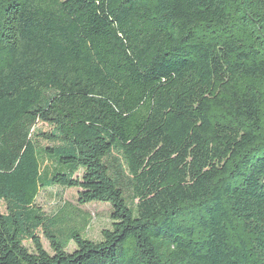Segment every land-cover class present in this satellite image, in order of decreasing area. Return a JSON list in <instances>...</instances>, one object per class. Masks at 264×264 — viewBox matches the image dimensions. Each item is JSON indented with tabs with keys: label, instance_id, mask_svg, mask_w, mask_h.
I'll use <instances>...</instances> for the list:
<instances>
[{
	"label": "trees",
	"instance_id": "16d2710c",
	"mask_svg": "<svg viewBox=\"0 0 264 264\" xmlns=\"http://www.w3.org/2000/svg\"><path fill=\"white\" fill-rule=\"evenodd\" d=\"M0 202V264H264V0H0Z\"/></svg>",
	"mask_w": 264,
	"mask_h": 264
},
{
	"label": "rangeland",
	"instance_id": "374dc122",
	"mask_svg": "<svg viewBox=\"0 0 264 264\" xmlns=\"http://www.w3.org/2000/svg\"><path fill=\"white\" fill-rule=\"evenodd\" d=\"M51 165V162H46ZM78 188H64L55 186L42 191L37 204L47 215L60 216L61 227L64 236H67L73 229L84 231V235L91 240H100L102 230L111 227V206L108 203L92 202L82 205L78 201ZM0 212L6 213V205L0 202ZM44 247L51 252L50 244L42 231H39ZM30 250H33L31 242H26ZM71 243L69 250H73Z\"/></svg>",
	"mask_w": 264,
	"mask_h": 264
}]
</instances>
